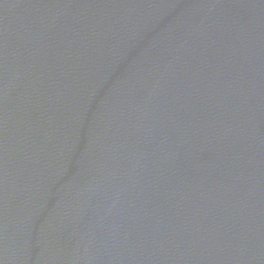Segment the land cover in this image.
<instances>
[{
    "label": "water",
    "instance_id": "1",
    "mask_svg": "<svg viewBox=\"0 0 264 264\" xmlns=\"http://www.w3.org/2000/svg\"><path fill=\"white\" fill-rule=\"evenodd\" d=\"M0 264H264V0H0Z\"/></svg>",
    "mask_w": 264,
    "mask_h": 264
}]
</instances>
